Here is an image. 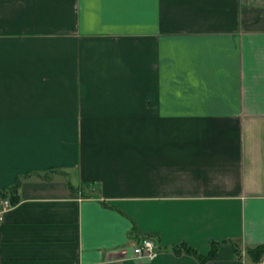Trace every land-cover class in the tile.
I'll return each mask as SVG.
<instances>
[{
	"label": "crops",
	"instance_id": "crops-1",
	"mask_svg": "<svg viewBox=\"0 0 264 264\" xmlns=\"http://www.w3.org/2000/svg\"><path fill=\"white\" fill-rule=\"evenodd\" d=\"M4 198L0 264H264V0H0Z\"/></svg>",
	"mask_w": 264,
	"mask_h": 264
},
{
	"label": "built area",
	"instance_id": "built-area-1",
	"mask_svg": "<svg viewBox=\"0 0 264 264\" xmlns=\"http://www.w3.org/2000/svg\"><path fill=\"white\" fill-rule=\"evenodd\" d=\"M13 206V203L4 198L0 201V222L4 218V214ZM133 253L137 257H145L152 259L158 254V247L155 241L149 237L141 238L134 246ZM264 262V258L262 259Z\"/></svg>",
	"mask_w": 264,
	"mask_h": 264
},
{
	"label": "trees",
	"instance_id": "trees-1",
	"mask_svg": "<svg viewBox=\"0 0 264 264\" xmlns=\"http://www.w3.org/2000/svg\"><path fill=\"white\" fill-rule=\"evenodd\" d=\"M17 183H18V181L16 182V185H17ZM10 200L14 201V199H10ZM249 251L252 253L254 260H259L264 255V245L257 246L254 249H251Z\"/></svg>",
	"mask_w": 264,
	"mask_h": 264
}]
</instances>
